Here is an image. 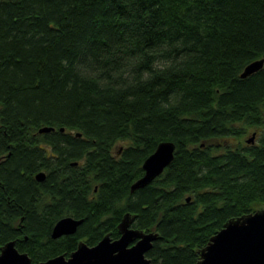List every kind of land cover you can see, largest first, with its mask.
<instances>
[{"label": "trees", "instance_id": "1", "mask_svg": "<svg viewBox=\"0 0 264 264\" xmlns=\"http://www.w3.org/2000/svg\"><path fill=\"white\" fill-rule=\"evenodd\" d=\"M260 57L264 0H0V246L36 264L129 212L153 263L195 264L264 206V62L239 75ZM161 140L172 160L131 191Z\"/></svg>", "mask_w": 264, "mask_h": 264}, {"label": "water", "instance_id": "2", "mask_svg": "<svg viewBox=\"0 0 264 264\" xmlns=\"http://www.w3.org/2000/svg\"><path fill=\"white\" fill-rule=\"evenodd\" d=\"M263 62L264 57L251 60L239 75L243 77L250 74L260 68ZM53 128L43 125L38 131ZM174 147L171 140L159 141L144 158L141 164L143 173L130 184V190L144 186L162 172L173 158ZM44 176L43 170L35 173L37 180H42ZM131 220L129 212H126L117 224L119 235L115 238L106 233L92 245L81 240L68 255L59 253L36 264H155L145 252L151 247L157 232L133 227ZM81 221L82 218L64 215L53 224L50 235L58 237L73 233ZM0 264H31V259L26 252L19 251L11 239L0 246ZM195 264H264V208L225 221L201 248Z\"/></svg>", "mask_w": 264, "mask_h": 264}, {"label": "rangeland", "instance_id": "3", "mask_svg": "<svg viewBox=\"0 0 264 264\" xmlns=\"http://www.w3.org/2000/svg\"><path fill=\"white\" fill-rule=\"evenodd\" d=\"M250 132H251V131H248V132L246 133V136H247V137L251 135ZM123 143H124V141H119V142H117V143L115 144V147L120 146V145L123 144ZM261 207L264 208V206H261L260 204H258V205H256V207L254 208V210H255V209H258V208H261ZM114 238H115V237H114ZM81 240H82V239H81ZM81 240H80V241H81ZM82 241H83V240H82Z\"/></svg>", "mask_w": 264, "mask_h": 264}, {"label": "flooded vegetation", "instance_id": "4", "mask_svg": "<svg viewBox=\"0 0 264 264\" xmlns=\"http://www.w3.org/2000/svg\"><path fill=\"white\" fill-rule=\"evenodd\" d=\"M250 140V139H249ZM34 176H35V174H34ZM66 255V254H65Z\"/></svg>", "mask_w": 264, "mask_h": 264}]
</instances>
